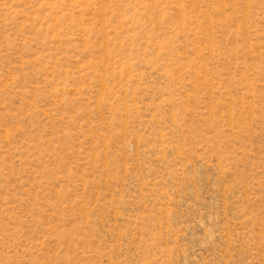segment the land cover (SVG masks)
<instances>
[{
	"label": "rangeland",
	"instance_id": "rangeland-1",
	"mask_svg": "<svg viewBox=\"0 0 264 264\" xmlns=\"http://www.w3.org/2000/svg\"><path fill=\"white\" fill-rule=\"evenodd\" d=\"M0 264H264V0H0Z\"/></svg>",
	"mask_w": 264,
	"mask_h": 264
}]
</instances>
